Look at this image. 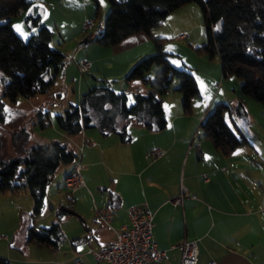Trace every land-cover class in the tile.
Returning <instances> with one entry per match:
<instances>
[{
    "label": "trees",
    "instance_id": "trees-1",
    "mask_svg": "<svg viewBox=\"0 0 264 264\" xmlns=\"http://www.w3.org/2000/svg\"><path fill=\"white\" fill-rule=\"evenodd\" d=\"M110 11L103 22L100 36L95 40L104 47H113L125 39L145 33L153 43L154 52L138 60L125 76L130 85L140 82L149 86L147 92L134 93V103L128 106L127 93H116L107 80H98L80 97L78 105L70 104L62 114L56 115V124L71 137L84 130L98 128L104 135L118 134L121 142L131 141L129 125H143L151 132H161L168 126L163 107V96L170 91L173 78L180 80L176 89L183 96L185 113L191 111L192 100L200 96L195 76L185 69L175 68L162 48L164 38L155 37L152 30L168 15L190 3L201 8L208 41L197 47L213 59L220 58L222 77L235 76L241 81L242 94L264 103V0H107ZM99 12V0H93ZM33 0H0V85L3 97L16 102L18 97L31 99L47 94L54 86L58 72L66 65L65 54L51 46L53 32L42 23L40 16H29L28 25L38 29L27 39L19 36L12 18L27 12ZM88 42V40H84ZM153 67L158 68L154 81L146 77ZM229 112L238 117L247 116L242 101L235 106L218 103L205 115L200 129L214 148L230 156L241 141L225 121ZM4 120L0 105V123ZM48 125L45 119L39 121ZM121 123L123 125L121 126ZM79 155L59 142L35 145L23 157L0 161V194L18 195L29 192L33 199L32 212L27 217L26 242H36L56 250L64 239L60 218L49 228L37 229L35 218L45 206L46 188L62 166H74ZM0 264H12L0 258Z\"/></svg>",
    "mask_w": 264,
    "mask_h": 264
},
{
    "label": "crops",
    "instance_id": "crops-1",
    "mask_svg": "<svg viewBox=\"0 0 264 264\" xmlns=\"http://www.w3.org/2000/svg\"><path fill=\"white\" fill-rule=\"evenodd\" d=\"M33 2L27 13L29 16H40L43 24H47V19L60 9L61 4H72V0ZM162 24L166 29L170 28L166 19L160 25ZM34 32L35 29L29 33ZM152 34L155 37H164V33L156 36L153 30ZM21 37L27 39L24 37L29 36ZM83 43L81 46L85 45ZM153 51V43L147 34L137 33L116 46L99 49L96 57L89 59L82 51H77L74 58L77 61L86 58L91 62L87 73L93 69L99 71L97 65L101 61L113 62L118 75L112 77L124 79L138 60ZM64 67L59 70L57 78ZM64 74L66 81V72ZM110 77L104 76V80H109ZM205 115L204 113L202 121ZM130 127L132 138L128 143L121 142L118 134L104 135L98 128H90L76 137L65 138L67 142L64 141L63 145L80 154L77 163L83 167L82 176L85 181V187L74 193L73 202L77 206L72 202L73 208L69 209L74 212L77 208L79 214L66 213L78 216L83 223V234L71 241L69 263L109 264L106 261H97L89 254V241L95 250H99L114 240L113 231L96 219L95 207H113L114 219L111 226L118 230L129 223L130 207L146 203L154 215L153 237L158 248L167 253L160 264H179L182 253L179 249H171V246L185 241L197 243V264H264V177L258 178L251 186H231L228 178L251 174L249 166L236 163L230 171L226 162L200 167L198 162L191 159L194 147L190 146V139H196V134L186 132L181 137L176 129L173 135L166 133L167 129L151 132L135 122ZM82 145L83 149L80 150ZM153 149L161 150L163 155L153 157L150 154ZM197 149L200 153L204 152L201 141ZM72 168L73 166L64 168L63 184ZM221 183H227L229 190ZM18 196L19 194H0V216L9 212L6 208L3 209L2 205L6 203L17 205L19 209L16 199ZM82 198L93 203L83 206ZM22 210L25 212L20 211L21 215L25 214L27 217L30 214L28 209ZM26 226L27 222L24 226L22 223L19 230L14 232L17 234L13 238L6 234L7 236H0V240L9 242L11 252L20 251L30 256L35 250L33 244L36 242H26ZM1 231L6 233L5 228ZM38 246L42 248L44 245ZM9 250L5 251L12 264H28L26 260L11 256ZM3 253L0 252V256Z\"/></svg>",
    "mask_w": 264,
    "mask_h": 264
},
{
    "label": "rangeland",
    "instance_id": "rangeland-1",
    "mask_svg": "<svg viewBox=\"0 0 264 264\" xmlns=\"http://www.w3.org/2000/svg\"><path fill=\"white\" fill-rule=\"evenodd\" d=\"M99 5L97 14L96 4L93 0H72V4L69 2L61 4L58 13L51 14L55 17L50 16L47 19V24H44L53 32L51 46L62 51L66 56V65L47 94L37 95L31 99L18 97L16 102H11L3 97L4 87L0 85V105L4 116L3 122L0 123V161L23 157L35 145L51 142L65 144L67 142L65 138L68 136L59 130L56 124V115L64 113L70 104L78 105L80 96L88 88L97 85L98 80H104V76H111V79L107 81L116 93H127L128 106L134 103V93H145L149 89L148 85L145 86L140 82L128 85L123 78L112 77L118 75L113 62L101 61L97 65L99 71L93 69L84 75L80 74L75 64L76 61L73 59L76 52L82 51V54L90 59L98 55L99 49H104L95 40H88L87 44L81 46V43L87 39V33L84 30L86 19H93L96 29L98 23L104 22L110 11V4L107 0H99ZM28 14L24 12L12 18V26L19 36L30 37L38 32L36 27L27 24ZM166 20L170 24V28L166 29L162 24L153 29V33L156 36L164 33L162 48L168 54V60L175 68L185 69L192 73L200 90V96L192 100L191 111L185 113L182 106L183 96L176 90L180 86V80L172 79L169 93L163 96V107L168 120L166 133L173 135L176 129L179 135L186 134V132L192 135L196 134V139L192 140V137L190 139V146L194 147L191 159L198 162L200 167L226 162L230 171L233 170L232 166L236 163L249 166L251 174L230 176L228 182L231 186L233 184L237 187L238 185L241 187L251 186L258 178L264 177V103L242 94L241 81L237 77H222L218 55L211 59L205 53L197 50V47L205 45L208 41L206 25L198 4H186L183 8L181 7L168 15ZM18 25L21 26L20 30H17L16 26ZM34 29V33H29ZM28 33L29 35H27ZM180 35L186 37L179 39ZM149 54L151 53L142 58ZM78 58L81 59V56ZM64 72H66V81ZM157 72L158 68L153 67L146 77H150V80L154 81ZM1 78L2 74L0 73ZM240 101L246 107L247 116L238 117L235 113L230 115L229 112H226L224 118L239 137L241 144L233 154L224 156L214 148L209 139L205 138L200 129L202 116L204 113L208 114L214 110L218 103L235 106ZM42 118L48 123L45 127L39 123ZM129 132L132 133V127L129 128ZM200 141L203 144V153L197 149ZM78 155L80 154L78 153ZM65 167L62 166L55 173L46 188L43 212L34 221L37 229L49 228L53 222L58 220L57 214L60 209L62 207L69 209L73 197L75 198V195L70 194L63 184ZM221 185L229 190L227 183H221ZM16 199L21 209L20 207L18 209L17 205L7 204V201H4L6 205H2L3 209L6 208L9 212L5 216H0V236L9 234L13 238L17 234L14 232L19 230L22 223L24 226V223L27 222L28 216L21 215V212H25L22 209H28L29 213L32 212L33 199L29 192L20 193ZM87 203L93 202L82 198L81 204L84 206ZM74 204L77 206L76 202ZM74 212L79 214L77 208L74 209ZM59 221L64 239L57 250H50L44 246L39 248L41 246L34 242L35 250L32 255L27 256L20 251L12 250L11 252L9 242L0 240V252H4L0 257L8 258L12 262L6 253L9 250L11 256L22 261L26 260L28 264H70L68 260L72 251L71 241L74 237H80L83 234V223L78 216L70 215H64ZM2 228H5V234L1 231Z\"/></svg>",
    "mask_w": 264,
    "mask_h": 264
},
{
    "label": "built area",
    "instance_id": "built-area-1",
    "mask_svg": "<svg viewBox=\"0 0 264 264\" xmlns=\"http://www.w3.org/2000/svg\"><path fill=\"white\" fill-rule=\"evenodd\" d=\"M95 26L93 19H88L84 22V30L87 33L88 40H94L100 36L103 22L100 21L96 29ZM185 37V35H180L178 38L184 39ZM73 59L76 61L75 64L81 75L86 74L90 70L91 62L88 59L85 58L78 61L74 57ZM84 145L80 147V150L83 149ZM150 154L153 157H161L163 152L153 149ZM82 170V165L76 163L67 174L64 185L70 194H74L85 187ZM182 194H184V190H182ZM72 208L73 203L69 206V209ZM94 211L96 219L109 227L114 233V240L99 250H95L91 242H88L89 254L97 261H106L109 264H160L166 258V251L158 248L157 242L153 237L154 215L146 203L130 207L128 210L129 223L118 230L111 226V222L114 219L113 207H95ZM171 249H179L181 251L182 257L179 264L198 263V245L196 242L185 241L180 245L171 246ZM210 264L216 263L211 262Z\"/></svg>",
    "mask_w": 264,
    "mask_h": 264
},
{
    "label": "water",
    "instance_id": "water-1",
    "mask_svg": "<svg viewBox=\"0 0 264 264\" xmlns=\"http://www.w3.org/2000/svg\"><path fill=\"white\" fill-rule=\"evenodd\" d=\"M86 42H84L83 44H85ZM60 211L61 212H64V213H67V214H71V215H75V213L73 212V211H71V210H69V209H67V208H65V207H62L61 209H60Z\"/></svg>",
    "mask_w": 264,
    "mask_h": 264
},
{
    "label": "snow or ice",
    "instance_id": "snow-or-ice-1",
    "mask_svg": "<svg viewBox=\"0 0 264 264\" xmlns=\"http://www.w3.org/2000/svg\"><path fill=\"white\" fill-rule=\"evenodd\" d=\"M16 27H17V30H20V29H21V26H19V25H18V26H16Z\"/></svg>",
    "mask_w": 264,
    "mask_h": 264
}]
</instances>
